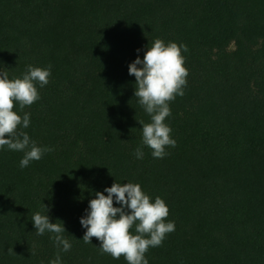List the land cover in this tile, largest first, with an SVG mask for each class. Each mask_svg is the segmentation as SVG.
Listing matches in <instances>:
<instances>
[{"label": "trees", "instance_id": "trees-1", "mask_svg": "<svg viewBox=\"0 0 264 264\" xmlns=\"http://www.w3.org/2000/svg\"><path fill=\"white\" fill-rule=\"evenodd\" d=\"M156 39L187 48L184 95L165 120L176 146L163 159L143 144L151 116L128 73ZM28 66H50L49 83L13 111L53 151L21 168L23 152L0 149V264L56 258L53 234L32 222L44 205L71 244L61 264H127L85 243L80 224L114 183L169 209L175 230L148 264H264V0H0V72L22 78Z\"/></svg>", "mask_w": 264, "mask_h": 264}, {"label": "clouds", "instance_id": "clouds-1", "mask_svg": "<svg viewBox=\"0 0 264 264\" xmlns=\"http://www.w3.org/2000/svg\"><path fill=\"white\" fill-rule=\"evenodd\" d=\"M181 48L187 51L186 46H178L174 42L166 46L164 41L156 39L150 47L148 45L143 60L138 56L128 66L129 75L136 80L135 97L152 121L142 124L143 144L152 149L153 157L158 159L167 155L166 147L176 146V141L170 136L172 130L165 120L171 115L169 102L184 95L183 88L187 83L188 71L183 66ZM50 74V66L48 69L28 66L22 78L11 80L6 71L0 72V149L7 146L9 150L23 152L21 168L53 151L50 147H38L22 130L29 127L30 114L25 113L21 118L13 111L16 103L21 111L35 103L39 99L36 83L40 87L46 86ZM135 155L142 159V149L137 148ZM104 192L107 196L100 192L95 194L96 198L90 200L89 209L80 219V224L86 229L83 241L91 243L95 237L101 242L99 249L102 253L117 260L123 256L127 264H148L145 253L150 247L161 246L166 234L175 230L174 222H165L169 214L166 203L160 197H156L154 203L150 202V197L139 184L114 183ZM113 198L120 207H114ZM44 208L47 215L37 212L32 217L35 232L37 235L53 234L51 238L58 252L50 264H61L60 252L70 251L71 244L63 235L66 232L63 223H51L50 209L45 205ZM134 224L135 235L130 232ZM8 253L14 254L12 249H8Z\"/></svg>", "mask_w": 264, "mask_h": 264}]
</instances>
